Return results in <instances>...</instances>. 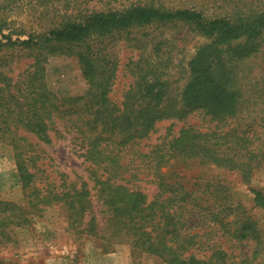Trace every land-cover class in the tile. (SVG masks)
Segmentation results:
<instances>
[{
	"label": "trees",
	"instance_id": "16d2710c",
	"mask_svg": "<svg viewBox=\"0 0 264 264\" xmlns=\"http://www.w3.org/2000/svg\"><path fill=\"white\" fill-rule=\"evenodd\" d=\"M94 1L104 0H46L64 2V10L15 40L11 22L0 15V52L31 61L15 78L0 71V143L14 152L25 199L24 206L0 201V244L26 227L28 216L60 206L70 228L96 238L106 251L128 245L165 264H245L232 248L252 242L257 259L264 247L258 222L223 184L201 175L192 183L180 169L211 165L248 181L264 167V117L247 121L264 105V73L257 82L246 67L264 50L263 6L236 0L234 9L216 15L197 7L168 9L159 0L97 10L88 7ZM3 2L6 10L13 0ZM169 24L207 40L190 64L188 83L178 94L157 66L139 68L140 61L134 64L139 83L116 104L110 98L118 73L114 46ZM56 56L77 61L85 95L61 98L48 88L46 65ZM194 113L208 126L187 125ZM164 121L174 123L144 152L141 145ZM177 123L183 125L173 134ZM52 131L70 134L89 163V181L48 172L38 147L52 142ZM141 184L155 188L151 199ZM254 201L264 210V195L255 193Z\"/></svg>",
	"mask_w": 264,
	"mask_h": 264
},
{
	"label": "rangeland",
	"instance_id": "374dc122",
	"mask_svg": "<svg viewBox=\"0 0 264 264\" xmlns=\"http://www.w3.org/2000/svg\"><path fill=\"white\" fill-rule=\"evenodd\" d=\"M136 0H104L88 4L94 9L120 8ZM236 0H159L168 9L178 10L186 8H202L209 13L219 15L223 11L234 9ZM248 7L262 5L264 0H241ZM81 2V1H80ZM79 3V2H78ZM7 3L0 0V15L6 16L11 22L12 38L15 40L20 33H29L48 25L50 18L64 10V2L47 3L46 0H13L8 2V8L1 7ZM108 5V6H107ZM85 5H83L84 7ZM86 7V6H85ZM44 16L41 19V16ZM207 43L206 39L189 32L187 27L180 24H169L144 29L133 33L129 41L118 42L113 53L118 61V73L111 88L110 98L120 104L125 92L138 84L137 67L135 63L141 61L140 67L157 66L162 80H167L170 87L179 94L188 83L190 64L198 51ZM31 61L20 53L0 52V71L11 78L25 71ZM262 80L264 73V50L256 59L246 65ZM259 80V81H258ZM46 84L50 90L61 98L81 97L88 90V85L74 58L56 56L49 59L46 65ZM261 85V84H260ZM264 105L256 107L250 113V121L264 117ZM249 114H242L247 118ZM187 125L207 127V121L199 113L192 114ZM246 122V121H245ZM172 121H164L157 125L155 132L141 145L144 152L159 143L170 128ZM183 124L177 123L172 133L176 134ZM62 130L60 124L56 125ZM52 142L41 144L38 148L46 158L47 170L56 175H65L70 182L81 184L89 181V163L80 156V151L72 142L67 132L50 133ZM186 180L192 183L202 176L204 180L223 184L232 200L240 204L247 216L257 221L264 236V210L256 206L255 193L264 195V167L252 172L248 181L242 180L236 172H230L211 165L190 166L180 169ZM91 185V182H89ZM143 191L151 199L156 190L150 185L141 184ZM0 201L12 202L24 206L25 199L18 177V170L12 148L0 143ZM98 210V209H97ZM29 224L24 228L11 232V241L0 244V263L3 264H165L157 257L132 253L128 245H118L111 250H104L96 238L88 237L82 232L72 229L68 225L67 212L60 206L45 209L40 215L28 216ZM255 244L249 242L232 248L236 261L244 260L245 264H264V247L258 258L254 260Z\"/></svg>",
	"mask_w": 264,
	"mask_h": 264
}]
</instances>
